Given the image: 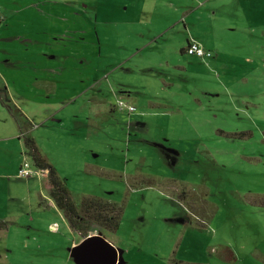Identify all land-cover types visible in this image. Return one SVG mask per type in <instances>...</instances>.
<instances>
[{"label": "rangeland", "instance_id": "obj_1", "mask_svg": "<svg viewBox=\"0 0 264 264\" xmlns=\"http://www.w3.org/2000/svg\"><path fill=\"white\" fill-rule=\"evenodd\" d=\"M57 30L50 57L83 61L44 100L22 38ZM191 36L211 63L182 51ZM0 92L1 133L19 118L73 195L121 206L115 231L87 234L113 242L117 264H264V0H0ZM9 144L0 264H77L81 235L40 173L13 172L17 153L31 159Z\"/></svg>", "mask_w": 264, "mask_h": 264}, {"label": "trees", "instance_id": "obj_2", "mask_svg": "<svg viewBox=\"0 0 264 264\" xmlns=\"http://www.w3.org/2000/svg\"><path fill=\"white\" fill-rule=\"evenodd\" d=\"M21 138L23 139L25 154L30 157L32 165L37 169L47 171L42 180L43 189L71 229L76 230L81 237H85L94 227L109 231H115L118 228L122 213L120 205L97 196L78 198L73 195L68 189L66 181L39 150L33 137L22 129ZM195 201L189 203L191 210H196V206L200 204ZM195 225L201 228L204 223L200 221ZM3 226L4 224L0 221V229ZM179 264L183 263L179 262Z\"/></svg>", "mask_w": 264, "mask_h": 264}, {"label": "crops", "instance_id": "obj_3", "mask_svg": "<svg viewBox=\"0 0 264 264\" xmlns=\"http://www.w3.org/2000/svg\"><path fill=\"white\" fill-rule=\"evenodd\" d=\"M43 10H45V9H43ZM59 10H61V9H59ZM48 11H50V12L53 11V7H50V10L46 9V12H48ZM68 11L71 12V9L61 10V11L57 12V18L65 19L68 16ZM183 12H184V15H186L189 11L187 12V10H184ZM43 32H45V31H43V27H42L40 29V31L36 32V34H40ZM55 34L62 36V34L59 32V30H57V31H55V33L47 31L46 36H44V37L34 38V35H32V37L28 36V38H22V41L24 43H26L25 49H28V46L31 44L35 45V46H33V49H34L36 54H34L35 57L33 59L36 60V62L38 61L39 65H40L38 69L41 71H44L46 73V74L41 75V77H39V79H37V80L35 77L33 79V83H37V82L51 83V85H48L46 83L48 86L43 84L45 87V89L42 90L43 92L41 90L35 89L36 86H33L34 90L38 91V93H37L38 95H40L42 93L45 94L42 97L44 100H47L50 98V94H49L50 92H55L56 87L58 86L57 82L59 81V80H57V78H66V76H64L65 73L67 75L69 73H72V70L76 69V66H78L77 65L78 62L83 61L81 59L76 60L77 58L76 59L68 58V57H71V55L69 56L68 54H64V53H54V55H52L50 57L49 53L55 51V50H52L54 43L57 44V42H52L54 40L53 35L56 36ZM56 37H59V36H56ZM189 39H192V40H194L200 44V42L198 41V39H196L195 36L188 37L186 42H188ZM203 48L211 51V49H209L208 47H203ZM182 51H184V50H182ZM41 52H44L45 54H47L49 56L48 57L50 59L49 62L42 60L43 58H40ZM69 54H70V52H69ZM37 57H39V58H37ZM211 57H208V58H211ZM60 58H62L63 60H60ZM208 58H205V59L198 58V59H200V61L202 62V61H205L206 59L208 60ZM248 59H249V57H245L246 61H249ZM210 61L211 60H208V63H211ZM74 65H76V66L73 67ZM70 78L71 77L68 75L67 79H70ZM39 87L42 88V86H39ZM1 91H2V93L5 94V96H6V92L8 94L7 88L5 86L2 87ZM123 92H127V91H123ZM0 96H1V92H0ZM7 99H9V98L7 97ZM2 101H3L2 98H0V104L1 105H3ZM2 108H4V107H2ZM25 116H26L25 117L26 122L31 123L32 121L30 120V118L27 115H25ZM11 119H12V121H11L12 126H10V130L6 134L1 133L2 126H0V141H3V143L5 144V149H6L7 153H9L10 150H12L14 148V147L11 148V145L9 144L10 140L15 141L16 138L20 139L21 138V131L23 129V127L21 125V120L19 118L13 117ZM23 146H24V144H23ZM17 147H18V149H20L22 147V144L17 142ZM15 158H17V161L13 164L12 170H13V172L17 173V170H18V167L20 164V158H18V153H17V156ZM81 239H82V237L80 238V240ZM109 242L112 245L114 244L111 241H109Z\"/></svg>", "mask_w": 264, "mask_h": 264}, {"label": "water", "instance_id": "obj_4", "mask_svg": "<svg viewBox=\"0 0 264 264\" xmlns=\"http://www.w3.org/2000/svg\"><path fill=\"white\" fill-rule=\"evenodd\" d=\"M77 264H117L118 250L101 234L87 235L70 250Z\"/></svg>", "mask_w": 264, "mask_h": 264}, {"label": "built area", "instance_id": "obj_5", "mask_svg": "<svg viewBox=\"0 0 264 264\" xmlns=\"http://www.w3.org/2000/svg\"><path fill=\"white\" fill-rule=\"evenodd\" d=\"M184 52L188 55H193L196 56L197 58H201V59H205L208 57L212 56V52L210 50H206L205 48H203L198 42L189 39ZM116 107L120 110H127L129 113L130 112H134L136 111L135 106H133L132 104L122 100V99H118L116 102ZM22 161L20 162V165L18 167L17 170V176L21 177V178H28L29 176H31L32 174L35 173H40L42 176H45L46 170H40L35 168L31 162H29V160H27L26 157H23L21 159Z\"/></svg>", "mask_w": 264, "mask_h": 264}]
</instances>
